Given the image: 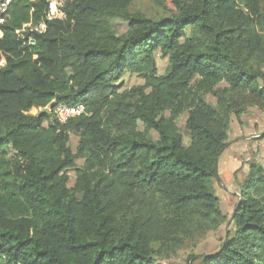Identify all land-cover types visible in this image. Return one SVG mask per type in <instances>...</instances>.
Returning a JSON list of instances; mask_svg holds the SVG:
<instances>
[{
  "label": "trees",
  "instance_id": "1",
  "mask_svg": "<svg viewBox=\"0 0 264 264\" xmlns=\"http://www.w3.org/2000/svg\"><path fill=\"white\" fill-rule=\"evenodd\" d=\"M133 1L67 0L28 46L15 30L45 1L12 0L0 24V264H160L225 222L214 183L229 115L264 109L262 0H158L170 13L157 18L129 13ZM125 73L144 84L121 90ZM57 104L84 111L59 123L42 111ZM238 193L201 264H264L260 164Z\"/></svg>",
  "mask_w": 264,
  "mask_h": 264
},
{
  "label": "rangeland",
  "instance_id": "2",
  "mask_svg": "<svg viewBox=\"0 0 264 264\" xmlns=\"http://www.w3.org/2000/svg\"><path fill=\"white\" fill-rule=\"evenodd\" d=\"M261 5L264 16V0ZM127 11L129 13L140 12L152 18L170 13L169 6L161 4L158 0H134ZM109 24L117 35L124 34L128 29L127 21L122 18H113ZM156 62L158 73L162 74L167 65L166 59L156 55ZM121 82V90L144 84V80L133 73H125ZM222 86L224 85H218V87ZM206 100L213 105L216 103V99L212 95H207ZM50 107L47 106L44 109L49 111ZM44 109H42L43 112ZM39 112V109L33 108L28 113L36 115ZM43 125L47 126L48 120H45ZM178 126L182 128L183 118L178 120ZM263 132L264 109L248 105L239 114L231 113L229 115V130L226 140L228 144L217 160V179L214 183V191L219 199L220 209L225 215V222L216 230L188 241L182 248L161 255L158 260L160 264H201L200 257L202 255L211 254L218 249L226 236L230 217L238 198L239 186L247 173L249 164L258 163L264 169V142L259 138ZM69 135V146L75 152L78 137L72 132ZM14 154V151H11V155ZM83 164V159H77L75 167L67 171L69 187L74 184L75 169L82 167Z\"/></svg>",
  "mask_w": 264,
  "mask_h": 264
},
{
  "label": "built area",
  "instance_id": "3",
  "mask_svg": "<svg viewBox=\"0 0 264 264\" xmlns=\"http://www.w3.org/2000/svg\"><path fill=\"white\" fill-rule=\"evenodd\" d=\"M46 7L43 13L42 19L34 21L23 22L18 29L15 30L16 35L21 40L23 45L32 46L35 44L34 35L43 34L47 29V23L54 20H62L65 18V4L67 0H44ZM12 0H0V24L4 21L7 15L9 6ZM1 33V31H0ZM4 63V60L0 61ZM52 110L53 116L59 123H65L68 120L78 117L84 111L82 104L78 105H66L57 104L52 106L49 111Z\"/></svg>",
  "mask_w": 264,
  "mask_h": 264
},
{
  "label": "water",
  "instance_id": "4",
  "mask_svg": "<svg viewBox=\"0 0 264 264\" xmlns=\"http://www.w3.org/2000/svg\"><path fill=\"white\" fill-rule=\"evenodd\" d=\"M44 112H48V110L47 109H44ZM216 167H217V164H216Z\"/></svg>",
  "mask_w": 264,
  "mask_h": 264
}]
</instances>
